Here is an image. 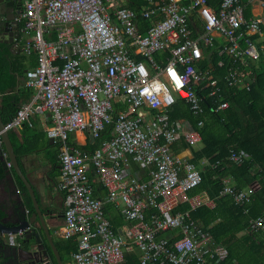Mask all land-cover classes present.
<instances>
[{"label": "built area", "instance_id": "obj_1", "mask_svg": "<svg viewBox=\"0 0 264 264\" xmlns=\"http://www.w3.org/2000/svg\"><path fill=\"white\" fill-rule=\"evenodd\" d=\"M20 1L26 35L22 49L37 54L38 65L25 78L34 95L5 129L32 126L37 116L49 121L47 135L60 147L65 205L56 232L76 241L71 264H127L124 253L132 250L139 264H220L225 247L191 215L200 205L215 206L216 200L205 190L186 195L202 181L190 153L202 143L205 107L199 90L209 89L208 97L218 102L215 112L230 105L201 63L205 50L215 48L217 55L232 59L227 92L248 88L243 67L264 55V17L246 20L250 0H221L217 10L207 0H146L140 12L128 7V0ZM139 16L147 26L138 24ZM179 97L200 118L197 126L171 119ZM107 126H112L110 139L91 152L68 142L73 132L100 140ZM181 138L189 147L176 152L172 146ZM248 157L245 150L229 156L239 163ZM88 162L106 199L120 208L121 235L105 216L102 198L93 196ZM133 165L145 169V177ZM222 183L220 195H232L239 204L249 202L259 185L256 180L238 189L231 176ZM182 202L187 209H178ZM260 229L264 213L250 220V231ZM18 235L6 234L5 240L16 242Z\"/></svg>", "mask_w": 264, "mask_h": 264}, {"label": "trees", "instance_id": "obj_2", "mask_svg": "<svg viewBox=\"0 0 264 264\" xmlns=\"http://www.w3.org/2000/svg\"><path fill=\"white\" fill-rule=\"evenodd\" d=\"M220 2L207 0L214 10L218 9ZM145 4L146 0H128L127 3L136 12H140ZM244 16L246 20L250 17L247 8ZM137 22L141 26L149 23L141 16ZM262 30L264 32V27ZM252 39H256V36ZM14 46L12 43L0 42V112L5 123L34 95V89L26 85L25 78L28 62L35 59L37 64H33V67L38 65L37 55L27 54L22 48L16 49ZM205 54L207 57L202 61L201 69L209 70L218 80L217 86L230 105L226 110L215 112L218 102L208 97L209 89L199 90L204 97L205 107L204 124L199 129L202 143L199 148L191 147V150L192 160L201 171L202 181L197 187L188 190L186 195L205 190L215 198L216 205H200L191 211V215L204 227L208 226L215 242L225 247L227 255L220 264H264V229L250 231L251 218L264 213V55L260 53L257 59L247 60L243 67L248 77V88H232L227 92L225 77L232 59L227 55H217L213 47H208ZM219 61L221 65H218ZM171 119H186L195 126L200 120L182 97L177 99ZM111 128L107 126L100 140L88 142L84 150L91 152L102 141L109 140ZM9 134L14 141V131H9ZM172 147L179 152L189 145L181 138ZM232 150H245L249 157L240 163L235 162L229 158ZM145 171L143 169L144 174ZM87 174L93 196L103 198L105 189L96 179L97 176L89 172ZM226 176L233 178L238 189L248 188L254 181H259V185L251 192L249 202L239 204L232 195H220L222 178ZM187 208V202L178 206V209ZM103 209L112 229L117 233V228L125 222L123 215L109 201H104ZM58 246L67 255H71L77 248L73 238L60 239ZM124 255L127 264H139L135 250L125 251Z\"/></svg>", "mask_w": 264, "mask_h": 264}, {"label": "crops", "instance_id": "obj_3", "mask_svg": "<svg viewBox=\"0 0 264 264\" xmlns=\"http://www.w3.org/2000/svg\"><path fill=\"white\" fill-rule=\"evenodd\" d=\"M249 10L250 16L262 15L264 17V6L256 0L245 3V9ZM26 40L23 34L15 40V48H22ZM35 54V53H34ZM37 55V54H35ZM37 64V60L28 62V69ZM48 119L49 114H46ZM49 121L41 116H37L33 125L24 124L17 129H13L15 140L10 136L14 150L17 154L19 165L25 175L29 177L39 201L48 207V224L51 228L55 244L59 250V255L63 264H71V255H67L59 249L58 243L62 237L57 234L56 229L63 224L64 190L59 181V144L47 135L46 126ZM10 135V134H9ZM94 141L86 133L73 132L68 137V142L79 149L88 147V142ZM201 144L195 148H199ZM184 150V149H183ZM189 152V151H188ZM192 154V150H190ZM5 156V160H3ZM86 170L92 176L95 172L90 162L86 163ZM134 169V166H133ZM140 176H144L143 169L135 165L134 169ZM96 177V176H95ZM96 179H98L96 177ZM103 202L108 200L105 193ZM117 208V207H116ZM119 211L120 208L118 207ZM35 210L30 193L22 180L20 174L8 162L6 150L0 144V219L12 224L16 221L18 214L30 215ZM125 223V222H124ZM123 223V224H124ZM122 224V225H123ZM121 225V226H122ZM121 226L117 228V233L121 235ZM44 235V244L51 252L54 262L57 258L54 251ZM16 242H8L5 237L0 238V264H14L17 247L23 244L21 235L17 236ZM20 242V243H19ZM15 248V249H14ZM137 252V251H136Z\"/></svg>", "mask_w": 264, "mask_h": 264}, {"label": "water", "instance_id": "obj_4", "mask_svg": "<svg viewBox=\"0 0 264 264\" xmlns=\"http://www.w3.org/2000/svg\"><path fill=\"white\" fill-rule=\"evenodd\" d=\"M12 25V19L6 20V33L4 36L9 38L4 39L2 34H0V42L13 43L18 38V34L15 37L14 32H11L13 31ZM0 131L2 136V145L6 150L8 162H10L15 170L20 174L30 193L35 208L30 215L18 214L16 221H13L12 224L0 219V238L9 233H22L25 235L23 239L24 244L16 248L18 252L15 254L14 264H56L51 252L44 244V233L57 258V264H63L59 255V250L55 244L51 228L47 221L49 209L39 201L31 180L20 168L17 154L10 139L9 131L5 129V122L3 121L1 112ZM90 138L92 137L90 136ZM3 160H5V156H3Z\"/></svg>", "mask_w": 264, "mask_h": 264}, {"label": "flooded vegetation", "instance_id": "obj_5", "mask_svg": "<svg viewBox=\"0 0 264 264\" xmlns=\"http://www.w3.org/2000/svg\"><path fill=\"white\" fill-rule=\"evenodd\" d=\"M22 14H23V3L20 0H0V34H2V37L4 39L9 38L4 36L6 33L5 23L6 20L8 19H12L13 31L11 32H14L15 37L17 36V34L19 35L18 37L22 35L23 24H24V21L22 19ZM12 44L15 45V42H13ZM5 236L6 235H4L3 238ZM21 236L22 239H24L25 235L22 234Z\"/></svg>", "mask_w": 264, "mask_h": 264}]
</instances>
